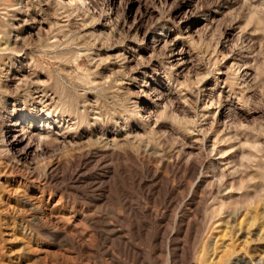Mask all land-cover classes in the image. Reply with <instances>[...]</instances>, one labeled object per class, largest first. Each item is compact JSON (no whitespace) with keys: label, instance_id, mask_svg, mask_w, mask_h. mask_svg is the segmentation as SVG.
<instances>
[{"label":"rangeland","instance_id":"obj_1","mask_svg":"<svg viewBox=\"0 0 264 264\" xmlns=\"http://www.w3.org/2000/svg\"><path fill=\"white\" fill-rule=\"evenodd\" d=\"M0 264H264V0H0Z\"/></svg>","mask_w":264,"mask_h":264},{"label":"bare ground","instance_id":"obj_2","mask_svg":"<svg viewBox=\"0 0 264 264\" xmlns=\"http://www.w3.org/2000/svg\"><path fill=\"white\" fill-rule=\"evenodd\" d=\"M31 118H32V120L30 119L29 121V124L31 123L32 124V127H34L35 128V130H36V135H37V137H38V139L40 140V141H42V140H44V139H46V138H52V133H51V131H50V129H51V125H49V123H51V122H46V120H42V121H36L35 120V118L34 117H32L31 116ZM38 123H40L39 124V127L38 126H36V124H38ZM53 123H54V125H57V124H59L60 123V121L57 119V121H53ZM61 126V125H60ZM53 127V126H52ZM104 154V153H103ZM104 158V156L102 157V158H100V160H102ZM103 161V160H102ZM85 163V161L84 160H79L78 159V161H77V167H81L83 164ZM59 164V163H58ZM99 164H101V162L99 163ZM57 165V164H56ZM60 165V164H59ZM75 165V164H74ZM63 166V165H62ZM183 166H184V170L186 171V172H189L191 175H199V166L196 164V163H194V162H192V163H185V164H183ZM77 167H76V169H77ZM69 168V167H68ZM105 168V173H108L109 171H110V168L108 167V166H105L104 167ZM74 170V173L76 174L77 173V170ZM80 169V168H79ZM82 170V169H81ZM148 170V169H147ZM150 171V170H149ZM148 171V172H149ZM60 172V171H59ZM63 172V171H62ZM81 174V173H80ZM79 174V175H80ZM153 175V177H156L155 176V174L153 173L152 174ZM73 178V177H72ZM74 178H75V175H74ZM77 179V178H76ZM79 180V179H78Z\"/></svg>","mask_w":264,"mask_h":264}]
</instances>
